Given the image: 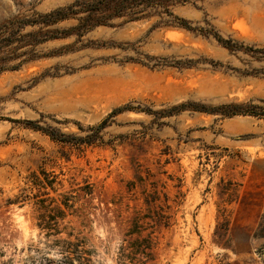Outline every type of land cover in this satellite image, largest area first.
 <instances>
[{"label": "rangeland", "instance_id": "1", "mask_svg": "<svg viewBox=\"0 0 264 264\" xmlns=\"http://www.w3.org/2000/svg\"><path fill=\"white\" fill-rule=\"evenodd\" d=\"M73 1L0 0V24ZM173 11L193 27L208 23L223 39L264 48V0H196ZM156 20L46 42L39 54L73 50L0 74V264H131L120 249L137 238L125 235L144 214L151 220L139 222L140 235L153 242L145 264H264V118L141 112L183 103L264 108V55L152 28ZM123 106L103 144H62L21 123L84 135L77 123L96 125ZM40 170L57 177L55 192L47 189L53 203L44 205L64 212L44 219L48 229L37 226L34 200L8 203L22 189L37 193L27 177ZM75 244L89 256L77 257Z\"/></svg>", "mask_w": 264, "mask_h": 264}, {"label": "trees", "instance_id": "2", "mask_svg": "<svg viewBox=\"0 0 264 264\" xmlns=\"http://www.w3.org/2000/svg\"><path fill=\"white\" fill-rule=\"evenodd\" d=\"M195 1L74 0L66 6L58 7L47 13H37L32 17L14 16L0 24V74L6 71L18 70L21 66L44 57L57 56L73 50L70 45H67L58 50L51 51L49 54H39L36 51V47L46 42L63 40L70 37H75L76 40L80 41L82 37L97 27H115L123 23L152 20L154 18L157 20L152 28L183 29L198 33L204 37H211L230 52L241 51L243 53L264 55V48L257 49L243 46L241 43L230 39H223L210 24L205 23L207 28L193 27L191 22L174 13L173 9L175 7L194 4ZM68 21H74V24L65 28L56 27ZM117 21L120 22L115 25ZM27 27L33 28V30L21 34ZM127 110H129L128 106L116 108L99 123L86 128L77 123L78 130L84 135L63 133L51 126H40L37 121H24L21 123L30 129L43 133L55 142L75 147L91 146L97 143L103 144L104 131L114 123L113 118ZM185 110L218 114L227 118L238 115L264 118V108L248 103L226 104L215 107L204 106L198 103H183L157 112L151 110H141V112L160 119L177 115ZM11 122L20 123L13 120ZM56 179V175L44 170H40L38 173L31 172L27 177V183H29L31 189H36L37 193L29 198L25 194L26 189H22L21 194L14 201L8 200V203L15 204L23 203L29 199L34 200L33 205L38 206L37 210L40 212L37 216V226L41 229H48L44 220L45 218L55 217L63 219L64 217V212L60 207L55 206L49 209L48 206L44 205L47 200L53 203V200L48 197L49 193L47 189L55 192L53 187L56 184ZM164 198L166 197L164 196ZM67 202L68 199H64V202H61L62 207L68 208ZM145 204L147 205L148 203L145 202ZM48 213H53V215ZM147 219L151 220L148 214H144L142 216L137 215L132 220L131 228L125 236L136 235L137 238L129 241L125 249H120L119 259L121 261H128L131 264H145L146 261L151 260L153 242L150 239V234H147L145 237H141L140 235L144 231V228L139 222L143 221L145 224L144 221ZM167 220L168 217L165 215H157L156 222L160 223L163 227H167ZM146 225L148 224L146 223ZM75 246V255L77 257H81L82 255L89 256V252L86 250L82 249L78 251L77 248L81 245L75 244ZM125 251L127 252L125 253Z\"/></svg>", "mask_w": 264, "mask_h": 264}]
</instances>
